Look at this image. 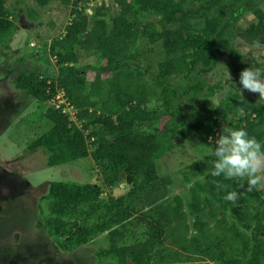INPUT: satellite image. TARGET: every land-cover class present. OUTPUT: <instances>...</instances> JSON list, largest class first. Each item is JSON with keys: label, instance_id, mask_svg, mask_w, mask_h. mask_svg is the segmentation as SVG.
I'll return each mask as SVG.
<instances>
[{"label": "trees", "instance_id": "obj_1", "mask_svg": "<svg viewBox=\"0 0 264 264\" xmlns=\"http://www.w3.org/2000/svg\"><path fill=\"white\" fill-rule=\"evenodd\" d=\"M45 3L47 0L41 5ZM93 3L96 5L90 6ZM245 3L246 0H72L73 19L65 27L64 36L50 45L59 66L57 79L24 72L14 84L37 102L52 105L47 113L52 129L36 139L29 150H43L48 168L90 158L100 170L103 184L52 182L47 196L50 216L39 227L46 228L50 236L67 238L70 247L86 245L99 233L108 232L110 248L101 254L113 257L116 264H195L172 261L161 247L166 228L174 222L172 215L180 217L182 205L175 198L178 205L163 208L171 179L159 174L157 160L170 151L168 140L173 136L207 143L217 130L221 132L225 122L234 129H246L249 136L264 145V101L257 102L258 94L252 93L253 97L243 90V94H231L218 106L205 105L185 126L174 123L171 97L189 94L194 98L206 90L213 99L214 87L197 81L188 89H175L166 83L199 66L204 71L211 70L219 51L224 50L234 64L241 63L243 56L230 45V32L225 26L238 12L245 13ZM144 15L159 21L147 22ZM252 15L255 20L244 31V40L249 46L264 45V11L255 7ZM13 27L7 0H0V45ZM140 41L159 46L165 53L154 86L147 83V70L130 64L132 59L138 60L132 49ZM258 69L264 79V66ZM91 72L95 78L88 87L86 76ZM109 72L111 77L104 79ZM60 91L76 111V120L64 114L63 109L54 108ZM151 99H161L164 112L157 114L149 108ZM164 116H171L169 132L153 133L149 125ZM213 159L210 154L193 168L195 175L205 176L207 191L221 203L225 215L218 221L219 235L209 243L207 237L202 240L196 236L191 247L214 264H264V184L247 191V178L213 177ZM128 176L132 178L131 190L115 195L112 189L122 179L127 182ZM231 191L239 193L235 202L224 198ZM199 197L195 193V203L189 206L195 213L204 210ZM101 199L106 205L99 211ZM146 208L151 209V214H143ZM96 213L95 224H79L83 218L93 219ZM228 213L232 221H228ZM147 215L152 217L145 221L147 238L120 246L119 241L132 234L128 228L137 227ZM194 225L197 233L205 235L200 218Z\"/></svg>", "mask_w": 264, "mask_h": 264}, {"label": "rangeland", "instance_id": "obj_2", "mask_svg": "<svg viewBox=\"0 0 264 264\" xmlns=\"http://www.w3.org/2000/svg\"><path fill=\"white\" fill-rule=\"evenodd\" d=\"M42 2L7 0L14 27L10 36L0 45V264H116L113 257H103L101 254L110 248L108 232L99 233L86 245L70 247L67 238L50 236L46 228L39 227L50 216V200L47 196L52 182L79 186L103 184L102 174L90 158L48 168L43 150H29L36 139L52 129V123L47 120L52 105L39 103L27 92L16 89L15 79L24 72L48 77V80L57 79L59 66L55 54L50 51V45L64 36L65 27L73 19L72 0H47L45 5H41ZM95 5L93 3L90 6ZM259 6L264 11V0H246L245 13L238 12L235 18L231 16L232 19L226 22L225 30L230 32L229 43L243 56L241 63L234 64L223 50L219 51L211 70L204 71L199 66L188 74L173 76L167 81L166 84L175 89L181 86L188 89L197 81L214 87V100L208 97L206 90L194 98H190L189 94L172 96L175 124L179 122L187 126L195 113L205 105L214 103L218 106L226 102L231 94H243L239 84V68L242 66L244 69L264 66V45L249 46L243 35L255 20L252 9ZM144 19L155 24L159 21L157 17L148 15H144ZM157 27L160 29V26ZM132 50L138 60L132 59L130 64L147 70V83L154 86L159 63L165 60L164 51L145 41H140ZM102 64L106 65V62L102 61ZM110 77V72L103 76L104 79ZM86 78L89 87L95 73H88ZM250 95L254 97V94ZM93 99L98 100L96 97ZM148 106L157 114L165 110L161 99L150 101ZM54 108L63 109L64 114L76 120V111L63 91L57 93ZM169 120L171 116H164L149 127L153 133L169 132ZM223 124L228 126L227 122ZM206 133L205 136L208 135ZM219 134L217 130L212 139L218 138ZM166 139L164 136V142ZM168 141L171 144L170 151L157 160L159 174L171 179L162 204L163 208L174 207L178 205L175 198H179L182 209L180 217L172 215L174 222L166 228L161 247L168 259L177 263L214 264L206 255L191 247L192 239L196 236H201L202 240L207 237L206 242L209 243L219 235L218 221L225 215L221 203L207 191L205 176L195 175L193 168L194 164L211 154L214 143H210V138L207 143H198L177 135ZM258 174L264 176V168ZM112 190L115 195L125 194L131 190V184L122 179ZM107 191L111 189L107 188ZM195 193L203 202L204 210L201 213H195L189 207L195 203ZM105 205L106 201L101 199L98 210L101 211ZM150 211V208H146L143 214H151ZM97 215L91 220L83 218L79 224L91 226L98 221ZM226 216L228 221H232L229 213ZM197 217L205 224L204 237L195 228ZM144 218L137 227L128 228L132 234L121 239L120 246L147 238L145 221L152 217L147 215ZM153 264L158 263L154 261Z\"/></svg>", "mask_w": 264, "mask_h": 264}, {"label": "clouds", "instance_id": "obj_3", "mask_svg": "<svg viewBox=\"0 0 264 264\" xmlns=\"http://www.w3.org/2000/svg\"><path fill=\"white\" fill-rule=\"evenodd\" d=\"M241 91L259 95L257 102L264 101V79H261V70L248 67L239 74ZM215 147L211 155L213 177L223 176L225 179L247 178V191H252L264 184V176L258 173L264 168V145L258 142L244 128L234 129L222 124V131L218 138H210ZM220 187V185H217ZM244 187V185H241ZM237 191L229 192L224 198L235 202L238 199Z\"/></svg>", "mask_w": 264, "mask_h": 264}, {"label": "water", "instance_id": "obj_4", "mask_svg": "<svg viewBox=\"0 0 264 264\" xmlns=\"http://www.w3.org/2000/svg\"><path fill=\"white\" fill-rule=\"evenodd\" d=\"M127 183H128V184H132V178L129 177V176L127 177Z\"/></svg>", "mask_w": 264, "mask_h": 264}]
</instances>
